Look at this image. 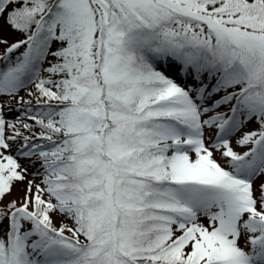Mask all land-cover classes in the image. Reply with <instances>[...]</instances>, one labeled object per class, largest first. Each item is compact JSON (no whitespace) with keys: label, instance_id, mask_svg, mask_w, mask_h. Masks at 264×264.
<instances>
[{"label":"snow or ice","instance_id":"obj_1","mask_svg":"<svg viewBox=\"0 0 264 264\" xmlns=\"http://www.w3.org/2000/svg\"><path fill=\"white\" fill-rule=\"evenodd\" d=\"M0 264H264V0H0Z\"/></svg>","mask_w":264,"mask_h":264}]
</instances>
